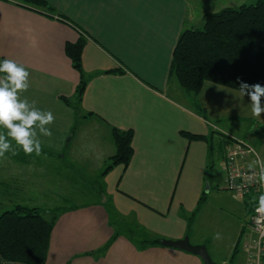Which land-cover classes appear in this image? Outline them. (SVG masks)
<instances>
[{
    "label": "crops",
    "instance_id": "obj_1",
    "mask_svg": "<svg viewBox=\"0 0 264 264\" xmlns=\"http://www.w3.org/2000/svg\"><path fill=\"white\" fill-rule=\"evenodd\" d=\"M44 1L50 10L25 0H0V60L25 67L29 87L21 99L55 117L46 126L51 137L37 129L40 154L62 163L69 158L74 171L102 180L97 201L61 207L66 210L54 226L46 264H204L185 251L161 244L142 249L138 242L191 236L193 220L224 193L230 205L231 200L244 205L250 219L242 234L251 232L255 239L251 199L226 189V155L233 141H242L264 163V112L253 116L246 95L211 82L197 95L187 93L171 70L182 33L198 30L205 14L234 7L211 8L214 0ZM80 39L86 41L87 87L77 104L80 74L66 45ZM113 129L134 133V156L128 167L103 176L116 154ZM182 133L206 140L190 141ZM10 150L0 158V214L40 202L32 196L40 188L16 166L26 160L18 161ZM253 166L248 159L247 167ZM122 223L136 237L121 233ZM249 254L248 262L256 264L255 252Z\"/></svg>",
    "mask_w": 264,
    "mask_h": 264
},
{
    "label": "trees",
    "instance_id": "obj_2",
    "mask_svg": "<svg viewBox=\"0 0 264 264\" xmlns=\"http://www.w3.org/2000/svg\"><path fill=\"white\" fill-rule=\"evenodd\" d=\"M25 1L37 8L51 9L44 0ZM202 26V29L183 32L174 51L172 75L185 92L197 95L206 82L238 92L240 83L247 84L249 89L257 83L264 87V0L242 5L238 9L225 8L207 13ZM85 45L84 39L66 45V55L80 74L74 99L77 104H81L87 87L82 59ZM63 100L72 104L66 98ZM263 101L264 96L261 97ZM182 135L190 141L206 140L188 133ZM133 139L132 131L113 129L116 154L103 176L117 166L130 165L134 156ZM255 206V201L248 205L250 214ZM65 210L61 207L46 210L17 205L4 212L0 216V258L21 264H46L54 226L59 213ZM46 215L51 218L47 219ZM154 244H160V241L138 242L142 249Z\"/></svg>",
    "mask_w": 264,
    "mask_h": 264
},
{
    "label": "rangeland",
    "instance_id": "obj_3",
    "mask_svg": "<svg viewBox=\"0 0 264 264\" xmlns=\"http://www.w3.org/2000/svg\"><path fill=\"white\" fill-rule=\"evenodd\" d=\"M211 2L212 0H205ZM217 5L211 8L220 9L219 3L226 5H232L238 9L242 4H254L258 0H214ZM231 3V4H230ZM209 9V8H208ZM203 26H199L197 29H202ZM7 130L0 127V132H6ZM12 146L15 149V158L20 162L27 164L18 166L21 170H24L20 176H24L32 186L40 188V193L34 191L33 197L39 199L29 207H44V208H60L70 205H81L97 201L98 197L96 192L100 189V178L92 177V173L88 177V173L82 171H74L75 165L70 162L68 158L66 162L62 163L58 159L43 156L42 154L36 155L26 154L21 147H18L15 141H12ZM218 151V149L216 148ZM11 151V150H10ZM1 158V157H0ZM22 162V163H23ZM32 163V165L30 164ZM30 164V165H28ZM40 165V166H39ZM73 166V170L71 168ZM83 174H86L84 179ZM97 179V180H95ZM38 183V184H37ZM221 195L218 200L208 202L207 209L196 220L191 223V236L190 242L193 246L197 243H202L207 246L208 251L217 264H251L248 262L250 258V251L247 250V246L253 242V236L251 232L245 230L247 222H249V213L244 210V205L235 206V202L227 197V195ZM223 197L228 199L223 201ZM237 202L240 203V199L237 198ZM227 205V206H226ZM222 208V211H220ZM2 215V214H0ZM47 219H50V215H46ZM118 230L121 233H125L131 237L134 236L130 227L125 223L118 225ZM217 234L219 238H217ZM242 235V237H241ZM241 237L240 243L239 239ZM239 246L237 257L234 259V250Z\"/></svg>",
    "mask_w": 264,
    "mask_h": 264
},
{
    "label": "clouds",
    "instance_id": "obj_4",
    "mask_svg": "<svg viewBox=\"0 0 264 264\" xmlns=\"http://www.w3.org/2000/svg\"><path fill=\"white\" fill-rule=\"evenodd\" d=\"M0 127L6 132H0V157L12 148V141L21 147L26 154L36 155L41 153V142L36 139L37 129L46 137H51V130L46 127L54 122L51 111L41 110L36 107V102L25 97L21 99L20 93L29 87V72L21 64L12 59L0 60ZM246 89L248 91L246 92ZM240 96L250 97L251 114L261 117L264 108L261 107V97L264 96V87L255 84L249 89L244 83L239 84ZM259 183L264 187V163L260 165ZM255 201L254 220L257 230L264 235V192L259 197H252L250 203ZM217 238H219L217 234Z\"/></svg>",
    "mask_w": 264,
    "mask_h": 264
},
{
    "label": "built area",
    "instance_id": "obj_5",
    "mask_svg": "<svg viewBox=\"0 0 264 264\" xmlns=\"http://www.w3.org/2000/svg\"><path fill=\"white\" fill-rule=\"evenodd\" d=\"M227 163V186L226 189L243 198L252 197L264 192V187L259 183V171L262 163L257 151L242 141H233L226 155ZM252 159L253 167H247V160ZM255 212L251 217L250 229L255 234L252 244L247 246L248 251L256 254V264H264V235L257 230L254 220ZM251 251V252H252ZM0 264H21L0 258Z\"/></svg>",
    "mask_w": 264,
    "mask_h": 264
},
{
    "label": "water",
    "instance_id": "obj_6",
    "mask_svg": "<svg viewBox=\"0 0 264 264\" xmlns=\"http://www.w3.org/2000/svg\"><path fill=\"white\" fill-rule=\"evenodd\" d=\"M160 244L167 248L182 250L187 253L198 256L202 259L204 264H217L212 259L207 246L205 245L193 246L190 242V238L187 236L184 239L177 241L163 240L160 241Z\"/></svg>",
    "mask_w": 264,
    "mask_h": 264
}]
</instances>
